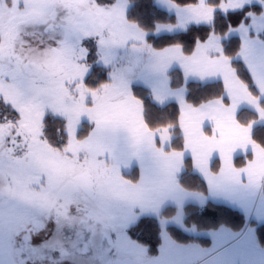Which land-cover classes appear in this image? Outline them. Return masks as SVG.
Returning a JSON list of instances; mask_svg holds the SVG:
<instances>
[{
  "label": "snow or ice",
  "instance_id": "obj_1",
  "mask_svg": "<svg viewBox=\"0 0 264 264\" xmlns=\"http://www.w3.org/2000/svg\"><path fill=\"white\" fill-rule=\"evenodd\" d=\"M165 2L179 17L184 0ZM206 5L207 0H199L184 9L191 17L188 24L208 26L199 47L185 53L183 47L156 49L148 43L149 33L128 17L131 0H0V264H5V248L8 264H16L13 256L19 264H73L65 259L68 247L87 254L98 232L119 253L133 257L127 264H145L150 250L158 255L149 264H196L204 256L210 257L205 264H234L221 258L224 253L264 242L262 221L247 232L209 231L207 248L177 244L168 228L189 233L196 231L195 224L185 228L180 217L159 219L156 212L197 197L181 183L183 161L193 156L185 149L180 164L166 159L171 137L152 130L143 116L144 101L133 89H151L153 102L162 106L171 87L168 70L175 63L188 82L196 77L223 84L224 104L233 100L230 72L244 89L231 105L232 118L253 91L264 96V0ZM217 12L229 17L223 35L214 32ZM177 27L187 31L186 24ZM157 30L176 29L158 25ZM230 40L239 44L235 57L224 50ZM235 64L243 65L247 82ZM97 68L102 83H90ZM159 76L165 79L153 80ZM186 102V97L179 101ZM53 119L61 123L54 129L62 133L57 143L48 135ZM84 126L87 137L79 135ZM160 127L172 131V126ZM205 127H211L207 120L201 131ZM244 127L249 129L246 142L224 156L227 170L211 173L221 158L214 153L194 175L207 188L202 206L222 201L247 215L259 193L260 219L264 135L256 141L252 125ZM136 170L139 176L133 177ZM154 227L161 242L153 250L141 237ZM259 251L264 255V248Z\"/></svg>",
  "mask_w": 264,
  "mask_h": 264
},
{
  "label": "trees",
  "instance_id": "obj_2",
  "mask_svg": "<svg viewBox=\"0 0 264 264\" xmlns=\"http://www.w3.org/2000/svg\"><path fill=\"white\" fill-rule=\"evenodd\" d=\"M134 5L130 10L129 19L136 22L137 18L133 17V13L138 9L142 10L143 5L147 7L150 14L153 16L150 19V22L143 27V29L149 33L148 43H150L156 49H165L167 47L172 46H180L183 47L185 53H191L192 50L198 44L197 42L200 38L205 37L207 35L208 26L201 25L195 26L190 25L187 27V31H181L173 34H156L155 29L159 23L162 24H175V16L169 15L165 10L158 7L153 0H133ZM183 2V0H182ZM197 0H184L183 5H191L195 4ZM212 3V0H209ZM217 3V0L214 1ZM142 6V7H140ZM216 14L215 28L214 32L218 34H224L227 29V25L229 23V17L218 18ZM239 49V44L237 40H230L226 42L224 45V50L227 56L235 57ZM237 73L240 75L241 79L245 82L248 81V77L245 73L244 67L241 64H235L233 66ZM171 77V85L172 87H180L185 86L186 88V101L187 104L192 106H199L208 101L220 98L224 95L223 84L219 81L200 83V82H184L183 74L180 69L175 68L169 73ZM135 94L144 101V113L143 116L147 119L148 124L152 126V130L157 131L159 129H163L165 127L157 128V126H172V143L171 149L173 150H181L184 145L183 136L180 131V109L176 103H167L164 105H159L153 102L152 95L150 90L147 87H135ZM257 91H253L252 95H257ZM262 108L264 109V99L260 101ZM258 119V115L251 110L243 109L238 113V120L243 125H248L251 122ZM60 124L59 121L52 120L50 131L48 133L49 137L53 140L56 137V134L59 137H62L61 132L54 131L53 124ZM60 128V125H57ZM89 133V128L84 126L79 133L81 137L87 136ZM252 138L256 141L261 140L262 135H264V125H256L251 130ZM57 136V138L59 139ZM241 163H243V158L241 159ZM186 170L183 173L182 177V186L191 191L197 192H206V185L200 180V178L194 175L192 171V165L190 160L185 161ZM218 165L216 163L213 169H217ZM131 174L133 177L136 176V171ZM177 213V208L174 206H167L162 211L163 217H172ZM184 224L188 227H192L195 224L197 230L218 228L220 226H226L234 231H240L245 228L246 225L249 227H256L260 225L256 223L254 220H250L247 224V218L244 212L223 205L219 203L208 202L206 206L200 207L195 204H188L184 206ZM170 235L178 241L181 242H190V241H200L204 242L206 239L195 238L194 236H190L183 232L182 229L178 227H170L168 228ZM259 231L264 233V228H260ZM149 238L148 241L153 244L160 243L159 240V228L154 227L150 232L146 233ZM259 245L263 248L264 242L257 240Z\"/></svg>",
  "mask_w": 264,
  "mask_h": 264
},
{
  "label": "rangeland",
  "instance_id": "obj_3",
  "mask_svg": "<svg viewBox=\"0 0 264 264\" xmlns=\"http://www.w3.org/2000/svg\"><path fill=\"white\" fill-rule=\"evenodd\" d=\"M212 1L213 2L210 3L209 0H207L206 6L207 7H211V6L220 7L221 5H226V0H220L219 4L215 3L214 2L215 0H212ZM153 2L158 7H160L161 9L165 10L169 15H174L175 21H176L175 24H162V23L158 24L161 26L162 25H171L174 29H176L174 32L165 33L162 30L158 31L157 30L158 25H157L156 29H155V33L156 34H173V33H178V32L183 31L177 27L178 24L183 23V24H186L187 27L190 26V24H188L187 22L191 17H190L188 12L184 11V9L198 5L199 0H197V2L195 4L181 6L179 17H177L174 12L169 11L168 5L165 2V0H153ZM133 5H134V2H133V0H131V6L128 8V17H129L130 10L132 9ZM140 7H142V6H140ZM217 13H219V12H217ZM133 14L134 15H132V16L137 18V21L135 23H137L142 29H143V27H145L146 24H148V22H150V19L153 18V16L150 14L149 10L147 9V7L145 5H143L141 11H139V7H138V9ZM257 15H259V14H257ZM220 16H222V15L219 13L217 15V17L221 18ZM229 30H231V29H229ZM216 35H223V34L216 33ZM226 42H229V41H226ZM174 47L175 46L167 47L165 49H172ZM175 68H179V65L174 63L169 67L168 73H170V71L175 69ZM101 70L102 69L97 68V71L91 75V78L89 81L90 83H92L93 81L95 82L96 79H97L98 83H102V81L99 80L98 76H97V73ZM95 75L97 76V78L95 77ZM163 79H165V78H163V76H159L157 80L162 81ZM95 83L98 84L97 82H95ZM228 84H229V87H231V89H232L231 93L233 95V103H237V97H236L237 91L234 90L232 83L228 82ZM93 86H95V84H93ZM167 93L170 96L173 95L174 97H179V93H172L169 90H167ZM151 94H152V99H153V92H151ZM241 104L249 105L251 107L255 103H251V101H247L246 103H238V105H241ZM196 124L197 125L201 124V121L197 120ZM251 124L255 125V126L256 125H264V116L260 115L259 118L256 121L252 122ZM57 125L61 126V123L56 124L54 122V124H53L54 129L58 128ZM50 127H51V124H50ZM158 131H159L160 135L162 137H164L165 139L169 138V137L172 138V134L169 133L168 131H166L165 128L159 129ZM55 133H56V131H55ZM197 133L199 134V140H200V138H202L203 144L201 145V144H199V142L197 144L198 138L196 137L195 132H194L191 136H189V139L187 141V145H186L185 149L191 150L192 156H193L195 162L197 161L199 167L203 168L202 166L204 164V161L207 160L210 155H212L213 153H216V154H219L221 156V158L218 160L219 161L218 162L219 163V167H218L219 169L216 170V169L212 168L211 169L212 173L214 174V173H216V171H218L220 173L222 170H227V165L224 161V156L225 155H231L230 150L234 149V146H233L234 141L233 140H235V137L234 138L233 137H227V136H226V138L224 136H218L217 137V136H214V134L211 135L209 132H204L202 135L199 132H197ZM54 136H53V140H52L53 143H57L58 141H60L62 139V137L60 138L58 134H56L55 138H54ZM57 136L59 137V139L57 138ZM85 137H87V136H85ZM244 142H246L245 138H239L238 147L241 143H244ZM247 142H251V140H248ZM181 152H183V151H181ZM165 156H169V154H165ZM172 158H173V155H171V159ZM261 207H262L261 194L258 193L257 196L255 197L254 201H253V204L251 205L250 212L246 215L245 210H244V213H245L247 221H248L247 224L249 223L250 220H254L258 224H261V222L264 221V216H261L260 219H257V209L261 208ZM162 209H163V207H157L156 208V212L158 214L159 219L175 220L176 217H180L181 223L184 225L185 228H189V229L192 228V227H188L184 224V216H185L184 215V207L180 208L177 211V213L172 217H163L161 215ZM175 227L179 228V226H175ZM248 228H252V227H249V225H246L245 229H243V230L245 232H247ZM222 229L231 230L232 232H238V231H234V230H232L226 226H220L218 228H211V229H204V230H197L196 229L195 232H189V233H186L183 231L184 233H186L190 236H194L195 238L206 239L204 242H200V241L181 242V241L175 240L170 235V233H169V235L171 236L172 240L177 242V244H182V245L199 244L202 248H207V247L211 246L212 238H211V236H208L206 233L209 231H221ZM141 238H145L147 241L149 239L147 237L146 233ZM159 238H160V236H159ZM253 238L255 240V234H253ZM159 242H161V240H159ZM261 248L262 247L259 245L258 241L255 240V243L253 246L245 248L243 250L230 251V252L224 253V256L221 258L224 259L225 261H228V262H234V264H264V255H262L261 252L259 251V249H261ZM89 249H90V251L87 254H85V253L81 252L80 250L72 249L69 246L67 249V251L69 252V256L65 257V259H71L73 261V264H127L128 261L133 259V257H131V256L119 253L115 247H112L111 245H109L107 240L104 239L103 236L99 234V232L96 235V237L93 239L92 243L89 245ZM218 251L223 253L224 249L221 248ZM153 252L154 251L150 250L149 253H147L145 255V257H144L145 264H149V260H150L151 256L158 255V253L153 254ZM213 255H216V254L214 253ZM13 257L15 258L16 264H19V257H16V256H13ZM2 258L5 261V264H8L9 256H8L6 248L4 249V253L2 254ZM209 259H210L209 256H204L201 260L197 261L196 264H205V261H207Z\"/></svg>",
  "mask_w": 264,
  "mask_h": 264
},
{
  "label": "crops",
  "instance_id": "obj_4",
  "mask_svg": "<svg viewBox=\"0 0 264 264\" xmlns=\"http://www.w3.org/2000/svg\"><path fill=\"white\" fill-rule=\"evenodd\" d=\"M178 47L179 46H175L172 49L175 50ZM198 47H199V45L197 44L195 48H198ZM223 68H224L223 70L225 72H229V70L227 69L226 64L223 65ZM182 74H183V72H182ZM95 77H97V76L95 75ZM163 78H165V77H163ZM183 78H184V82L188 83V79L185 78L184 74H183ZM157 79H158V77H154L153 78L154 81H159ZM167 79H169L171 81V77H170L169 73L167 74ZM190 79L193 82H200V83H207V82L217 81L215 79H206V80L202 81V80H200V79H198L196 77H191ZM228 82L233 84V87H234L235 91H239L240 93H243V91H244L243 85L240 84L238 81H236L234 78H232L230 72H229V80H228ZM223 89L225 91L224 85H223ZM149 90L152 92L151 89H149ZM168 90L170 92H172V93H179V97H174L173 95L170 96V95H168V93H166L165 94L166 95V99H165V102H164V104L171 103V102L176 103L179 106L180 114H181L180 115V124H179V126H180L181 134L183 136V141H184L183 148L181 150H173L172 149L171 151L166 153V154H169V156H165L166 159L168 161L172 162L173 164L177 163L176 165L180 164L181 155L183 153L181 151L185 150V147L187 145V141L189 139V136H191L194 132H195L196 137L198 138L197 139V144H198V142L201 145L203 144V140H202V138H200V140H199V134L197 132L201 133V135L204 132H209L211 135L214 134V136H217V137L218 136H224L225 138H226V136L227 137H233V138L235 137V140H233L234 141L233 146H234V148H238L239 138H245L246 139L247 133L249 131L248 128L244 127L246 125H243L240 122L237 123L238 113L241 110H243V109H248V110L252 109L251 111H254L258 115V118H259L260 115L264 116V110L262 109V106H261V103H260V101L262 99H264V96H262L260 92H258V94L256 96L252 95V96L248 97V101H251V103H255L254 105H252L251 107L249 105H244V104L238 105V112H236L235 118H232L233 117V109H232L231 105L233 103V100L230 101L228 104H224V103L221 102L220 98H217V99L208 101L206 103H203V104H201L199 106H192V105L187 104V102L186 103H182V104L179 103V101L181 99L186 97V88H185V86H180V87H176L175 88V87H172V85H171V87ZM228 91L230 93L232 91L231 87H229V84H228ZM197 120L201 121V123H202V121L207 120L211 124V127H205L204 130L201 131V124L197 125L196 124ZM251 123L248 124V125H252ZM254 126L255 125H252L251 130H252V128ZM145 131H148V129L145 128ZM171 140H172V138H171ZM171 155H173L172 159H171ZM209 157H208V159H209ZM208 159L204 161V164H203L202 167H205L207 165ZM185 161L186 160L183 161L184 171L186 170ZM190 161H191V165H192V171L195 173L196 169L200 168V167H199L197 161L195 162L194 158L190 159ZM218 162L219 161L217 160V164H218V167H219V163ZM217 169H219V168H217ZM132 173H133V175L135 174L134 171ZM211 173H212V171H211ZM218 174H219V172L216 171V173H214L213 175H218ZM138 176H139V170H136V176L135 177H138ZM183 189L186 190V191H189V192H193V194L196 195L197 197L192 199L190 203H177V204L172 205V206L177 208V211L180 208H183L184 206H186L188 204H195V205H198L200 207L206 206L207 203L202 206L200 201L205 199L208 196L207 190H206V192H197V191L188 190V189H186L184 187H183ZM200 193H201V195H200ZM216 203L232 207V206L227 205L226 203H224L222 201L216 202ZM166 207L167 206L163 207L162 211ZM232 208H234V207H232ZM235 209H238V210L244 212L243 209H240V208H235ZM155 246H156V244H153V246H152L153 250L155 249ZM153 254H155V252H153ZM12 259L15 260L14 257H12Z\"/></svg>",
  "mask_w": 264,
  "mask_h": 264
}]
</instances>
